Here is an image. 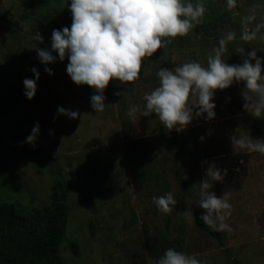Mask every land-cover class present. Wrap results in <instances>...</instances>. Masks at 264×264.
<instances>
[{"label": "rangeland", "instance_id": "1", "mask_svg": "<svg viewBox=\"0 0 264 264\" xmlns=\"http://www.w3.org/2000/svg\"><path fill=\"white\" fill-rule=\"evenodd\" d=\"M182 3L205 5L200 30L164 38L172 42L143 58L135 82L112 79L104 92L106 108L97 113L90 103L94 89L71 80L67 56L61 61L54 52L56 61L46 65L36 51L50 50L53 29L70 28L71 0H0V202H11L25 213L52 204L53 194L63 188L68 218L59 249L69 264H157L168 248L194 255L201 264H264V155L246 148L234 151L230 139H264V118L243 108V83L215 91V118L193 115L180 131L169 132L155 113L145 117L137 112L135 119L127 115L133 106L143 109L145 93L159 85L161 67L174 70L189 60L207 67L208 56L227 31L235 30L237 38L227 44L226 63L242 64L253 48L264 58V41L239 39L241 18L253 5L261 7L250 27L264 22V0H237L231 11L227 0ZM36 31L43 43L33 39ZM241 47L244 54L237 51ZM32 68L39 80L29 100L23 80L35 79ZM58 107L79 116L58 114ZM36 122L40 132L34 149L25 141ZM130 153L144 156L160 175L158 186L143 184ZM211 164L227 170L223 181H212L210 189L217 197L226 193L232 205L225 221L232 231L221 232L223 242L196 222L197 212L206 211L196 202ZM168 192L177 203L164 214L152 197ZM188 210L192 216L185 215Z\"/></svg>", "mask_w": 264, "mask_h": 264}, {"label": "clouds", "instance_id": "2", "mask_svg": "<svg viewBox=\"0 0 264 264\" xmlns=\"http://www.w3.org/2000/svg\"><path fill=\"white\" fill-rule=\"evenodd\" d=\"M236 7L237 0H227L229 11ZM259 7V4L253 5L249 9L250 14L241 18L239 39L245 43L257 39L264 41V32L261 31L264 22L250 27L256 21V10ZM70 11V28L53 29L50 50L36 48L38 59L47 65L54 63L57 55L61 61L67 56V74L75 84L88 85L94 89L96 94L90 97V103L95 112L99 113L106 108L104 92L112 79L121 83L138 80L143 58L152 57L158 49L172 42L164 38L188 35L190 30L203 22L206 7L202 3L184 4L182 0H71ZM236 38L235 30L227 31L219 39V46L213 49L214 55L208 56L207 67L191 60L174 70L161 67L156 73L159 85L150 93H145L143 109L133 106L127 115L135 119L137 112L145 117L155 113L169 132L174 128L180 131L191 123L193 115L203 116L206 120L215 118V91L242 82L245 100L243 108L256 118H264V58L258 57L257 50L253 48L242 64L226 63L223 57L228 51L227 44ZM33 39L40 43L44 41L39 31L34 33ZM237 51L245 53L242 47ZM54 52L57 55H53ZM31 71L35 79L23 80L24 95L29 100L36 94L39 80L38 70L32 68ZM45 71L49 75L54 74L51 68L46 67ZM114 94L119 96L125 93ZM57 112L70 119L79 116L78 111L64 107H58ZM39 132L40 125L36 122L25 141L34 149L37 147L35 141ZM230 139L234 151L246 148L264 155V139H253L250 135H233ZM226 172V169L221 170L211 164L205 173L207 179L199 184L200 198L196 203L206 210L200 219L216 232L232 231L225 222L232 210L228 195L224 193L217 197L210 191L212 181L222 182ZM152 201L164 214H170L177 203L171 192L159 197L153 196ZM185 215L192 216L191 210L185 211ZM157 264L201 262L194 255L168 248Z\"/></svg>", "mask_w": 264, "mask_h": 264}, {"label": "trees", "instance_id": "3", "mask_svg": "<svg viewBox=\"0 0 264 264\" xmlns=\"http://www.w3.org/2000/svg\"><path fill=\"white\" fill-rule=\"evenodd\" d=\"M194 29L199 31L200 25ZM133 156L134 153L128 154L135 173L144 179L143 184L158 186L160 175L151 170L143 155ZM66 199L61 188L53 194L52 204L25 213L19 212L11 202H0V264H69L59 249L68 218ZM201 215L197 212V224L223 242L222 233L208 228L200 219ZM72 250L78 253L77 242L72 243Z\"/></svg>", "mask_w": 264, "mask_h": 264}]
</instances>
